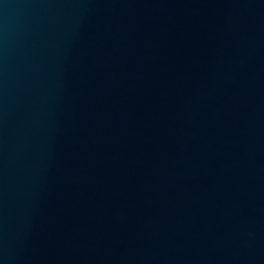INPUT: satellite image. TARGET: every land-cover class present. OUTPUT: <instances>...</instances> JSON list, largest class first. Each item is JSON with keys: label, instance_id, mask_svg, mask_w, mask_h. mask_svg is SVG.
I'll use <instances>...</instances> for the list:
<instances>
[{"label": "water", "instance_id": "1", "mask_svg": "<svg viewBox=\"0 0 264 264\" xmlns=\"http://www.w3.org/2000/svg\"><path fill=\"white\" fill-rule=\"evenodd\" d=\"M0 264H264V0H0Z\"/></svg>", "mask_w": 264, "mask_h": 264}]
</instances>
